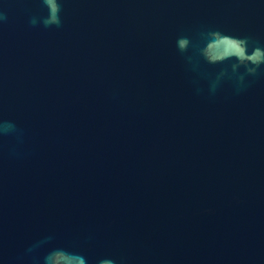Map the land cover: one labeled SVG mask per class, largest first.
<instances>
[{
  "label": "water",
  "instance_id": "obj_1",
  "mask_svg": "<svg viewBox=\"0 0 264 264\" xmlns=\"http://www.w3.org/2000/svg\"><path fill=\"white\" fill-rule=\"evenodd\" d=\"M0 264H264V0H0Z\"/></svg>",
  "mask_w": 264,
  "mask_h": 264
}]
</instances>
